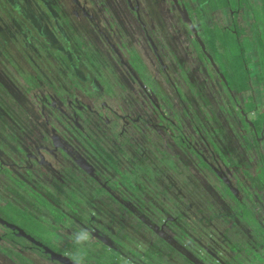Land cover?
Returning <instances> with one entry per match:
<instances>
[{"label": "rangeland", "instance_id": "374dc122", "mask_svg": "<svg viewBox=\"0 0 264 264\" xmlns=\"http://www.w3.org/2000/svg\"><path fill=\"white\" fill-rule=\"evenodd\" d=\"M188 1L189 7L192 8V10L189 9V12H192L195 16L194 25L199 32L202 29L205 30L203 32L204 41L208 42V38L213 34L208 28L212 27L214 29V23L231 25V13L229 10L225 9L216 12V10H220L223 7V0ZM112 2L114 3L108 5L106 3L103 4L102 0H87L89 9L94 14V18L98 21L102 30L108 31V23L114 24L113 31L115 34H112V39L119 40V36H121V40H125L126 42L124 43H127L129 48L131 45L132 47L135 46V52L137 51L140 54V58L145 65V70L141 68V70L138 69L137 71L139 75L140 72L143 74L141 76L142 85L145 86L150 97H154L155 89L152 90L153 85L150 86L147 82H152L153 80L159 84L163 93L167 95V100L170 103V108L167 109L168 117L177 120L175 119V114H178L184 124V129L188 128L189 132L191 131L189 125L191 117L199 118L204 126L207 124V119L202 116L201 109L211 110L215 120L210 125L214 128H219V132H217L215 137L218 147L223 153H229L238 163H248L247 170L252 172L253 164L258 156L253 146L250 148L246 147L247 143L252 140L251 136L247 135L248 139L246 141L242 136L243 130L249 132L252 127L250 123L247 124V122L243 121L242 116L240 124L237 114L238 109L233 107L231 99L227 97L221 84L216 82V87L212 86L211 81L207 78L204 66L193 53L190 45V34L179 22L178 15L170 0H141L142 7L140 8L145 28L159 48L158 51L167 66V73L161 71L160 66L153 59L150 52L145 53L147 45L145 39H143L144 34L141 25L135 20L124 1L113 0ZM197 2L203 5L200 6L202 9L197 5ZM54 4L60 7L59 11L56 12L53 9L56 6ZM195 6L199 8H194ZM71 7L70 0H0V157L10 165L9 167L13 173H19L22 176L25 175V168L11 165V159H17V153L14 150L16 145L30 151L32 146L35 145V141H38V139L34 138L35 134L33 133L37 129L32 121L33 118L30 116V114L38 116L36 114L38 109L34 107L33 103L35 101L31 98V94L43 93L45 90L51 89L45 82L42 83L44 77L56 76L60 79L63 88L69 87L68 77L60 71L61 67L56 58L53 57L54 51L59 49V46L63 44V40H66L67 44L76 50L77 42L73 34L85 39H91V36L96 35V28H94L92 23L70 15ZM59 15L69 20V27L63 23L62 19H59ZM83 34H86V36ZM220 35L223 34L216 33L218 38L215 42L216 46L214 47L206 42V49L213 53L215 62L230 82L232 79L228 76L229 71L226 65L228 61L225 59L223 62L221 61L222 56L234 61L236 47L233 45L232 40H229L226 46L221 44ZM127 36L131 37L127 38ZM134 38L135 45L132 43ZM75 50L73 49V51ZM103 50H106V48L103 47ZM75 52L83 60V57H81L83 56L82 52L79 49ZM122 52L126 58V52L124 50ZM248 55L252 56V53L249 52ZM85 57L88 58L86 54ZM131 60L133 61L132 57ZM12 65L17 68H13ZM249 67L253 69L252 64H249ZM18 71H21L23 75L18 73ZM56 71H59V75H54ZM101 72L105 74L102 70ZM111 72L115 77L111 75H107V77L112 84L114 98L108 102L112 103L113 106H117L118 102H120L119 97H129V93L133 95L135 93L134 105L125 104L124 101H122V104L125 109L131 106L130 109L132 111L130 112H133L132 116L134 118L139 115L145 118L142 122L137 121L135 128L130 127L127 131V135L133 142L131 145L134 146L131 148V152L135 149V164L138 162L141 167V164L144 163L145 166L150 167V172L143 174V180L138 177L135 181L137 186L143 184V188H145L143 193L135 192V201H138L141 196V199L152 201L154 205L152 208H156L155 211L164 209L172 217H176L179 213L181 216L179 228L186 234L183 237L185 240L180 241L178 239L180 231L174 227L163 226L162 221L157 219H163L164 216L155 211H147L148 214L143 216V220L146 224L150 223V227L149 225L138 224L136 217L134 218L128 213H110V204L108 205L103 198L92 197L89 183L82 182V187L76 185L75 191L84 198L82 206L93 207L96 204L97 207L99 206L105 211L102 214L96 213L92 216L94 224L105 225L108 233L114 236L113 238L121 239L124 245L122 251L125 256H119L118 259L123 261L122 264H185L186 262L181 256L185 255L195 264L197 262V264H226L227 261L232 264H264V232L262 235L256 232L258 230L251 232L257 243L260 244L258 247H254L255 251L246 245L244 241L246 240V235L244 237L242 236L243 234H239L240 227L249 232V228L253 229L258 226V221L262 222L264 226V189L259 192V198H251L252 213L249 210L244 212L239 210L243 214L237 217L239 218L238 221L234 217L235 210L231 209L232 205H234L233 201L221 193L217 180L210 173L204 172L197 167L194 157L185 154L184 151L182 152L183 154L177 155V151L174 149L172 151L173 154L169 155L167 152V157L172 158V161L175 160L173 157H176L179 162L176 168L170 166L165 169L166 163H162V160H159L161 154L157 150L155 151L154 148L160 149L159 151L166 150L164 147L167 144L170 145L171 139L168 138V135H164L161 127L154 131L150 128L149 123L153 121L151 118L153 116L152 108L147 105L148 101L143 95L144 91L142 88L135 82L134 92L132 84L124 81L125 77L122 76L118 69L115 70L112 67ZM34 73H39L42 76L40 78L42 88L39 91H27L23 77L27 78ZM89 73L88 82L79 80L88 86L92 84L94 76L93 71H89ZM255 73L256 69L254 68L251 74L253 88L250 91L243 93V95L236 93L234 89L235 91L232 94L240 104L243 103L245 95L253 96L246 98L243 106L246 110H250L252 107L256 108V110L249 113V116H251L256 129L261 131V126H263L262 129L264 130V86L257 85L254 79ZM95 77L97 82H100L101 86H103V90L108 91V86L102 80L101 74ZM113 78L117 79L114 82L122 84V89L113 82ZM173 84L177 85L185 96L186 102L183 101V104L178 99L179 97ZM229 85L231 87L234 86L231 82ZM99 90L100 88L97 86V89L93 87L91 91L94 92L93 95H98L100 94ZM205 100H207V105H204ZM156 101L160 102L157 99ZM183 106H188L189 116L187 119L181 111ZM197 109H199V113ZM159 134H161L160 137ZM260 151L264 153V142L260 144ZM112 152L114 153V151ZM125 152L132 156L129 151L125 150ZM179 163H182L183 167H180ZM43 169L47 171V168L44 167ZM33 171L34 173L32 174L35 175V180L33 181L37 183L40 180L39 183L42 184L40 185L42 187L50 185V178L53 175L50 170L49 178L42 177L43 173L41 174L36 169H33ZM253 172H255L253 174L256 175L257 180L264 181L263 164L255 165ZM244 174L248 176L246 172ZM37 175L39 176L37 177ZM29 183L34 184V182L30 181ZM3 184L16 188L7 177L0 175V190ZM16 185L22 190H26L28 197L35 198L39 205L48 208L52 212L53 220L56 222H68L67 217L57 214L47 204H42L38 200V196L29 187L25 188L22 182L16 181ZM165 186H170L171 188L166 194L159 197L153 196L152 192L155 191L153 187L158 190ZM50 187L51 195H54L55 199L61 203L62 199L67 196V186L62 188L63 191L57 190V188L53 187V184ZM41 188L40 190H43ZM52 190L54 191L53 193ZM239 194L241 195V193ZM28 197L26 198L27 201L29 200ZM73 199L75 200L74 197ZM0 203L2 202L0 201ZM25 204L26 202L23 201L20 205L24 206ZM23 208H15L10 205L4 206V204L1 206L3 212L7 213L16 223L25 226L32 234L43 237L45 240L52 235L54 238L57 225L54 224L56 222L48 223V219L44 217L47 216L50 219L47 211L42 213L44 216H39ZM253 213L257 216L258 221ZM72 231L69 230V232L74 233ZM159 238L173 247L174 251L163 247V243L158 240ZM90 239L92 240V238ZM233 244L234 248L230 249ZM68 246L61 247V250H66ZM154 246L155 249H161V256H153L149 259L140 256L145 249H148V247L152 249ZM199 246L205 249V253L200 250ZM128 249H136L139 251V256L132 257L128 253ZM103 252H105V259H111L114 256L110 250H104ZM0 261H2V256H0ZM0 264L5 263L0 262ZM108 264H121V262L113 261Z\"/></svg>", "mask_w": 264, "mask_h": 264}, {"label": "flooded vegetation", "instance_id": "af4514ba", "mask_svg": "<svg viewBox=\"0 0 264 264\" xmlns=\"http://www.w3.org/2000/svg\"><path fill=\"white\" fill-rule=\"evenodd\" d=\"M70 1L72 6L70 8V15L92 23L94 28H96V32L94 31L96 35L91 36V39H85L84 37L80 38L79 35L72 33L74 35L73 37L76 39L74 40L77 42L76 50L79 49L82 52L83 56L81 57H83L84 61L76 54L75 48L67 44L66 40H63V44L59 46V49L54 51L53 57L56 58L61 67V70L60 68H58V70L68 77L69 87L63 88L60 79L56 76L44 77L42 83L45 82L51 89L48 91L45 90L43 93L37 92L31 94V98L35 101V103H33L34 107L38 109L36 113L38 116L30 114L31 118H33L32 121L35 128L37 129L35 133H33L35 134L34 138H36V140L38 139V141H35V145L32 146L30 151L25 150L22 146L16 145L14 150L17 153V159H11V165L25 168V175L22 176L19 173H13L9 167L10 165L0 157V175L7 177V179L16 186L14 189L5 184L1 185L0 256H2V261L0 262L5 264H108L109 262L120 261L122 264L123 261L118 259L119 256H125L122 251L124 245L121 239L113 238L114 236L108 233L105 225H98V223L94 224L93 221V215L96 213L102 214L105 211L101 207H97L96 204H94L93 207L82 206L84 204V198L75 191L76 185L82 187V182L89 183L90 193L93 195L92 197L103 198L108 205L110 204V213H128L134 218L136 217L138 224H145L150 227V223L146 224L143 220V216L148 214L147 211H155L156 208H152L154 206L152 201L141 199V196V198H138V201H135V192L143 193L145 189L143 188V184L137 186L135 181L138 177L143 180V174L150 172V167L145 166L144 163L141 164V167L139 166L140 163L137 162V164H135V149L131 152V148L134 146L131 145L133 142L129 135H127V131L130 127L135 128L137 121L142 122L145 118L140 115L134 118L132 116L133 112H130L132 111V109H130L131 106L125 109L122 104V101H124L125 104L134 105L135 93L134 95L129 93V97H119L120 102H118L117 106H113L112 103L110 104L108 102L114 98L112 84L107 77V75L114 76L111 72L112 67L121 72L122 76L125 77L124 81L132 84V90L134 88V92L135 82L142 88L144 91L143 95L148 101L147 105L152 108L151 111L153 116L151 118L153 121L149 123L150 128L154 131L158 127H161L164 135H168V138L171 139L170 145L167 144L164 147L167 151H159L160 149L154 148L155 151L157 150V152L161 154L159 160H162V163H166L167 166L165 169L170 166L176 168L179 162L176 157H173L175 158L173 161L171 160L172 158L167 157L168 153L169 155L173 154L172 151L175 149L177 155H179L184 151L185 154L194 157L199 169L210 173L217 180L221 193L233 201L234 205H232L231 209L233 208L235 210L234 217L238 219V221L239 218L237 217L242 216V212L248 210L252 212L251 198H259V192L264 189V181L257 180L256 175L253 174L255 173L253 172L255 165L263 164L264 169V153L260 151V144L264 142L263 126L260 127L261 131H258L251 120V116H249L252 110H246L243 106L246 98L251 96L248 94V96L245 95L243 103L240 104L237 98L233 96L232 93L235 90L229 87L225 76L223 75L226 82L220 77L222 71L215 62L213 53L206 49L207 41L203 40V32H205V30L202 29V31L199 32L194 25L195 16L192 12H189V9L192 10V8L189 7V1L178 0L179 6L182 8V5H184L186 8L190 21L187 23L183 20L177 5H175L173 0H170L178 15L179 22L182 23L183 28L190 34V45L193 53L204 66L207 78L211 81L212 86L215 88L216 82L221 84L225 89L227 97L231 99L233 107H237L238 109L237 114L240 124V118L242 116L243 121L247 122V124L250 123L252 127L249 132L243 130L244 132L242 134L245 141L248 139L247 135L251 136L252 140L250 142L247 141L246 147L250 148L253 146L258 156L253 164L252 172L247 170L248 163H238L229 153H223L218 147L215 142V137L217 136V132H219V128L217 129L210 125L213 123V120H215L211 110L201 109V113H203L202 116L207 119L206 121L209 127L206 126L207 124L203 126L200 119L193 116L189 124L191 127L190 132L188 128L184 129V124L180 120L178 114H175V119L177 120L170 119L167 115V109L170 108V103L167 100V95L163 93L159 84L155 83L152 79V82H147L150 86L153 85L152 90L155 89L153 98L150 97L145 86L142 85L141 76L143 74L140 72L139 75L137 70H141V68L145 70V65L140 58V54L137 51L135 52V46L132 47L131 45L129 48L127 43H124L126 41L121 40V36H119V40L112 39V34H115L113 31L114 24L108 23L109 30H102L99 27L98 21L94 18V14L90 11L87 0ZM112 1L113 0H102V3L109 5L114 3ZM123 1L135 17V20L141 25L144 34L143 39H145L147 45L145 53L150 52L153 59L160 66L161 71L167 73V66L163 62L162 56L158 51L159 48L146 30L142 20L140 14V8L142 7L141 0ZM197 5L199 7L203 6L199 2H197ZM199 7L195 6L194 8ZM59 8L60 7L57 5L53 7L56 12L59 11ZM200 8L202 9V7ZM58 17L69 27L68 19L63 18L61 15ZM83 35L86 36V34ZM128 37L131 36H127V38ZM132 43L135 45V38L132 40ZM201 43L203 45H201ZM103 47H105L106 50H103ZM73 49L75 51H73ZM84 50H86V52H84ZM122 50L126 52V58ZM85 54L88 58L85 57ZM142 54H144V52H142ZM12 66L13 68H17L14 65ZM101 70L105 74H103ZM89 71L94 72L92 78L94 83L90 80L92 84L89 85L92 87L81 83L85 82V80L88 82L90 78ZM18 73L21 74L22 72L18 71ZM100 74L102 80H104L108 86V91H104L103 86L96 80L95 76ZM54 75H59V71H56ZM40 78H42V76L39 73L29 75L27 78L24 76L23 79L26 83L25 89L27 91L41 90L42 85L40 83ZM112 80L114 82V80L117 79L113 78ZM114 83L120 86L121 89L123 88L121 83ZM97 86L100 88V94L93 95L94 92L91 90L93 87L97 89ZM173 87L181 104H183V101L186 102V98L182 94L181 89L175 84H173ZM156 99L160 100V102H157ZM204 105H207V100L204 101ZM187 107L188 106H183L181 110L186 119L189 116ZM197 110L199 113V109ZM195 119H197V121H195ZM160 136L161 134H159V137ZM15 139L17 138L15 137ZM125 150L129 151L132 156H129ZM112 151H114V153ZM53 162H55V164H53ZM179 166L183 167L182 163H179ZM44 167L47 168V171H44ZM33 169L40 171L41 174L43 173L42 177L44 178H49L50 170L53 175L50 178L49 184H53V187L57 188V190L63 191L62 188L67 186V196L65 199H62L61 203H59V200L55 199L54 195H51L49 191L51 188L50 185L42 187L40 186L42 184L39 183L40 180H38L39 182L37 183L33 181L35 180V175L32 174L34 173ZM244 172H246L248 176H246ZM38 176L39 175H37V177ZM16 181L22 182L25 188L29 187L30 190L38 196V200L42 204H47L57 214L67 217L68 222H56L53 220L51 216L52 212L43 205H39V202L35 198L31 196L28 197V192L18 187ZM29 181L34 182V184H28ZM41 187L44 191L40 190ZM170 189V186H165L158 190L153 187L155 191L152 193L153 196L159 197L166 194ZM53 192L52 190V193ZM239 193H241V195ZM27 197L29 198L28 201L26 200ZM23 201L26 202L27 205H20ZM3 204L4 206L10 205L20 209L24 207V210L39 216H44L42 213L47 211L50 219L47 216L44 217L48 219V223L56 222L54 224L57 225L54 238L52 235L49 239L45 240L43 237L32 234L25 226L16 223L7 213L2 211L1 206ZM155 212L164 216L163 219H157L158 221H162L163 226L178 229L180 231L178 239L180 241L185 240L183 237H185L186 234L179 228L181 220L179 213L176 217H172L164 209L156 210ZM237 213H239V215H237ZM254 216L258 221L257 216L255 214ZM258 223V229L257 227L253 229L249 228V232H246L243 227H240L239 230L240 235L243 234L242 236L244 237L246 235V240L244 241L253 251H255L254 247H258L260 244L257 243L256 238L251 232L258 230L256 232H258V234L261 233V235L264 232L263 223L259 221ZM69 230H73L72 232L74 233L69 232ZM90 238H92V240ZM52 239H54V242ZM158 240L165 246L167 245L169 250L174 251L173 247L166 241L161 238ZM67 245H69L67 249L62 251L61 247L64 248ZM149 249L150 247L145 249L140 256L147 258L145 257V252ZM104 250L112 251L114 254L113 258L105 259ZM159 250L161 252V249ZM200 250L205 253L203 247H200ZM128 253H130L132 257L139 256V251L136 249H128ZM157 256L156 254L154 257ZM159 256H161L160 253ZM181 256L185 260V264H195L188 256Z\"/></svg>", "mask_w": 264, "mask_h": 264}, {"label": "trees", "instance_id": "16d2710c", "mask_svg": "<svg viewBox=\"0 0 264 264\" xmlns=\"http://www.w3.org/2000/svg\"><path fill=\"white\" fill-rule=\"evenodd\" d=\"M225 9L231 12V25L214 23V29L208 28L213 34L208 38L207 43L216 46L215 42L218 39L216 33L223 34L220 35V41L224 46L232 40L236 47L234 61L222 56L221 62L225 59L231 65L226 64L229 71L228 76L232 79L230 82L234 85L231 87L225 77L229 87L232 90L235 89L236 93L242 94L253 88L251 74L254 68L256 69L254 79L257 85L264 86V0H223V7L216 12ZM249 52L252 56L248 55ZM249 64L253 65V69L249 67ZM250 110L253 111L256 108L252 107ZM163 247L169 248L164 244ZM233 248L234 244L230 246V249ZM159 253L160 251L155 250L154 246L146 250L145 257L152 258L156 254L159 257ZM226 264L232 263L227 261Z\"/></svg>", "mask_w": 264, "mask_h": 264}, {"label": "water", "instance_id": "95a60500", "mask_svg": "<svg viewBox=\"0 0 264 264\" xmlns=\"http://www.w3.org/2000/svg\"><path fill=\"white\" fill-rule=\"evenodd\" d=\"M174 1V3H175V5H177V7H178V9H179V12L181 13V15H182V18H183V20L184 21H186L187 23H189L190 21H189V18H188V14H187V11H186V8H185V6L184 5H182V8L179 6V4H178V0H173ZM190 25V24H189ZM192 29H194L192 26H190ZM201 45H203L202 43H201ZM204 49V48H203ZM220 77L222 78V80L224 81V82H226L225 81V78H224V76H223V74L222 73H220Z\"/></svg>", "mask_w": 264, "mask_h": 264}]
</instances>
